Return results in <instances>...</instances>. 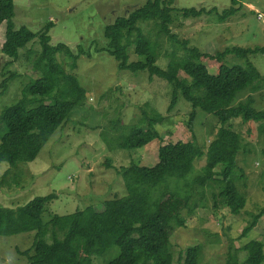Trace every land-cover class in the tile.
Returning <instances> with one entry per match:
<instances>
[{
  "label": "trees",
  "instance_id": "obj_1",
  "mask_svg": "<svg viewBox=\"0 0 264 264\" xmlns=\"http://www.w3.org/2000/svg\"><path fill=\"white\" fill-rule=\"evenodd\" d=\"M14 2L0 0V25L6 24L2 51L10 59L6 66L19 60L21 51L38 40L41 52L34 68L42 76L31 81L23 90L22 99L0 115V124L7 129L0 138V163H7L10 167L34 162L53 135L63 128L72 111L84 106L87 97L79 79L68 74L56 59L57 54H64L71 60V69L75 70L78 60L86 55L83 47L77 46L74 54L66 44L52 45L49 35L52 23L36 34L26 27L16 30ZM174 2L149 0L115 19L105 29V38L109 41L105 51L117 62L120 71L134 74L147 71L150 79L158 77L169 83L173 87L170 112L182 94L192 106L187 127L193 141L161 145L159 162L153 167L140 166L132 161L130 166L121 168L119 173L126 195L106 200L103 211L96 210L98 208L93 205L70 215H55L49 222H44L45 209L56 195L37 197L15 209L0 204V237L35 234L34 254L23 253L29 264H93L94 258H103L115 247L119 256L108 264H174L171 238L177 228L187 225L184 213L193 217L199 209L194 200L196 193L204 196L206 190H218L213 193L214 208L221 204L233 215L244 210L246 198L239 191L234 176L243 138L241 132L234 130L233 124L238 119L245 126L256 123L264 136V110L254 107L251 96L237 103L247 90L264 88V76L250 61L251 56L264 55V48L233 47L211 55L190 47L186 40L180 42L171 29ZM181 13L186 19L216 15L224 22L233 10L224 11L219 16L216 9L207 11L204 8L185 9ZM147 22L155 23L158 37H167L184 48V56L173 55L166 70L156 65V45L139 27L140 23ZM132 48L140 58L136 62L130 61ZM229 56L243 63L228 65ZM210 68L217 69L218 73L210 74ZM181 72L191 82L181 79ZM2 74L5 76L6 72ZM12 78L13 75L2 82L0 96L7 92ZM56 91V102L45 104L44 98ZM164 120L155 110L150 114L143 111L139 126H126L124 132L115 137L118 139L112 143L113 147L133 151L155 140L164 141L157 130ZM111 126L116 130L124 127L119 119H115ZM200 129L208 139L204 145L197 140ZM248 133L250 135L251 131ZM105 141L111 146L108 138ZM203 157L206 158L205 166L198 175L189 177L195 161ZM7 173L0 183V191ZM170 178L184 182L178 187L170 183L169 189L161 190V185ZM263 216L264 209L250 214L251 222L244 229L243 238H248ZM240 252L246 254L243 263L230 253L227 264H264V244L261 241L247 242ZM201 253L202 246L189 247L185 252V264H200Z\"/></svg>",
  "mask_w": 264,
  "mask_h": 264
},
{
  "label": "rangeland",
  "instance_id": "obj_2",
  "mask_svg": "<svg viewBox=\"0 0 264 264\" xmlns=\"http://www.w3.org/2000/svg\"><path fill=\"white\" fill-rule=\"evenodd\" d=\"M147 1L15 0L13 21L16 30L26 27L36 34L52 23L53 28L49 33L52 45L66 44L74 54L77 46L83 47L86 55L78 60L75 70L71 69V60L64 54H57L56 59L68 74L79 79L87 91V97L84 106L72 111L63 128L53 135L34 162L20 163L16 167L0 163V183L8 172L0 191V204L3 207L15 209L37 197L56 195V199L45 209L44 222H49L55 215H70L93 205L98 208L96 210L103 211L106 200L126 195L119 173L121 168L130 166L132 161L140 166L153 167L159 162L161 145L193 141L187 127L192 106L182 94H179V102L170 112L173 87L169 83L158 77L150 79L147 71L138 74L120 71L117 62L105 51L109 44L105 38L107 25ZM235 1L175 0L172 32L180 42L186 40L190 47L211 55L233 47L264 48V23L257 17L258 13L264 14V0ZM192 8L216 9L218 16L230 10H233V14L224 22L218 20L216 15L184 18L181 10ZM139 27L156 45V65L159 68L166 70L173 55L184 56L182 45L167 37L157 36L154 22L140 23ZM5 37L6 24L3 23L0 25V94L3 91L2 82L11 75L14 78L9 81L7 92L0 96V115L4 109L22 99L23 90L31 81L42 76L34 68V62L41 52L38 40L21 51L19 60L6 66L10 59L2 51ZM129 54L131 62L140 60L134 48ZM250 61L264 76V55L251 56ZM236 63L243 62L233 56L227 58L226 64ZM209 71L212 75L218 73L215 68ZM4 72L5 76L2 74ZM180 78L191 82L182 72ZM57 93L44 98L45 104H54ZM249 96L254 98L257 110H264V88L247 90L237 103L244 102ZM154 110L165 118L157 126L164 141L155 140L133 151L113 147L112 143L118 139L115 137L124 132L126 126H139L143 111L150 114ZM115 119L121 120L124 127L113 129L111 125ZM233 127L241 132L243 138L234 176L239 191L246 198V206L239 215H233L230 209L221 204L214 208L213 193H218V190H206L204 196L196 193L194 200L199 204V209L193 217L184 213L187 225L177 228L171 238L174 264H185L186 250L198 245L202 246L200 264H227L230 253L243 263L246 254L240 249L244 244L251 240L264 244V216L248 238L242 237L244 229L251 222L250 214L264 209V136H261L256 123L245 126L238 119ZM6 133L7 129L0 124V138ZM106 138L111 146L105 141ZM197 140L201 145L208 142L206 133L201 129L197 133ZM205 164V157L196 160L189 177L198 175ZM180 182L184 181L167 179L160 189H169L170 183L178 187ZM34 235L0 237V264H29L23 253L34 254ZM118 256L119 250L115 247L103 258H94L93 264H108Z\"/></svg>",
  "mask_w": 264,
  "mask_h": 264
},
{
  "label": "built area",
  "instance_id": "obj_3",
  "mask_svg": "<svg viewBox=\"0 0 264 264\" xmlns=\"http://www.w3.org/2000/svg\"><path fill=\"white\" fill-rule=\"evenodd\" d=\"M257 15H258L257 17L259 18V20L264 23V14H259L258 13Z\"/></svg>",
  "mask_w": 264,
  "mask_h": 264
}]
</instances>
